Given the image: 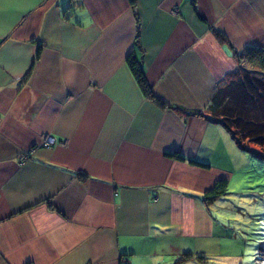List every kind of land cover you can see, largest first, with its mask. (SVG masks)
Instances as JSON below:
<instances>
[{
  "label": "crops",
  "instance_id": "1",
  "mask_svg": "<svg viewBox=\"0 0 264 264\" xmlns=\"http://www.w3.org/2000/svg\"><path fill=\"white\" fill-rule=\"evenodd\" d=\"M250 48L264 0H0V264H243L211 252L236 146L205 108Z\"/></svg>",
  "mask_w": 264,
  "mask_h": 264
},
{
  "label": "rangeland",
  "instance_id": "2",
  "mask_svg": "<svg viewBox=\"0 0 264 264\" xmlns=\"http://www.w3.org/2000/svg\"><path fill=\"white\" fill-rule=\"evenodd\" d=\"M235 75L234 80L248 78L264 83V71L253 69L245 61ZM229 138L232 140L230 134ZM245 144L246 150H242L234 143L237 148L230 159L233 176L227 193L211 208L217 221L226 226L217 229L223 239L221 248L211 252L239 255L243 264H264V158L260 157L264 149L251 142Z\"/></svg>",
  "mask_w": 264,
  "mask_h": 264
},
{
  "label": "trees",
  "instance_id": "3",
  "mask_svg": "<svg viewBox=\"0 0 264 264\" xmlns=\"http://www.w3.org/2000/svg\"><path fill=\"white\" fill-rule=\"evenodd\" d=\"M128 1L131 5H134V0ZM200 20L203 21L202 17H200ZM218 35L216 34L220 43L227 44V40ZM235 57L239 62L245 61L253 69L264 71V49L250 48L242 54H235ZM128 67L144 96L163 106L164 104L152 94L140 68L139 61L135 58H129ZM170 108L173 110L179 109L174 106H170ZM205 113L210 116L211 121L220 123L242 150H246L245 142L254 143L264 149V83L261 81L248 78L229 81L216 91L206 106ZM194 114L197 115L199 113L194 112ZM170 156L184 160L173 153ZM260 157L264 158V153ZM189 162L196 164L193 161ZM226 193V181H219L207 192L205 199L208 202H212L219 197L225 196Z\"/></svg>",
  "mask_w": 264,
  "mask_h": 264
},
{
  "label": "built area",
  "instance_id": "4",
  "mask_svg": "<svg viewBox=\"0 0 264 264\" xmlns=\"http://www.w3.org/2000/svg\"><path fill=\"white\" fill-rule=\"evenodd\" d=\"M54 143L53 139L51 137L45 136L42 138L41 146L47 147Z\"/></svg>",
  "mask_w": 264,
  "mask_h": 264
}]
</instances>
